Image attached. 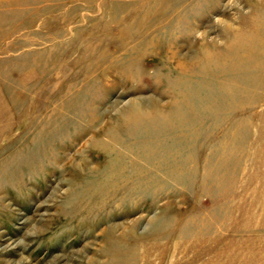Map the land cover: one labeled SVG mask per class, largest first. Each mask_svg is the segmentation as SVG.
Listing matches in <instances>:
<instances>
[{
  "label": "rangeland",
  "instance_id": "obj_1",
  "mask_svg": "<svg viewBox=\"0 0 264 264\" xmlns=\"http://www.w3.org/2000/svg\"><path fill=\"white\" fill-rule=\"evenodd\" d=\"M256 36L264 0H0V264H264Z\"/></svg>",
  "mask_w": 264,
  "mask_h": 264
},
{
  "label": "bare ground",
  "instance_id": "obj_2",
  "mask_svg": "<svg viewBox=\"0 0 264 264\" xmlns=\"http://www.w3.org/2000/svg\"><path fill=\"white\" fill-rule=\"evenodd\" d=\"M257 34H258V33H257ZM251 36H252V35H251ZM259 37H260V36H259ZM257 38H258V37L256 36V39H257ZM261 38H264V37L261 36L260 39H261ZM240 39H241V38H240ZM245 39H246V38H245ZM247 39H248V38H247ZM260 39H257V41L260 40ZM263 40H264V39H263ZM240 41H241V40H240ZM249 41H250V40H249ZM255 41H256V40H255ZM255 41H254V42H255ZM257 41H256V42H257ZM250 42H251V41H250ZM254 42H253V43H254ZM263 42H264V41H263ZM258 43L260 44V42H258ZM246 45H247V43H246ZM250 45H252V44H250ZM260 45H264V44L262 43V44H260ZM255 46H256V44H255L253 47H255ZM258 46H259V45H257V47H258ZM245 47H246V46H245ZM245 49H246V48H245ZM259 49H260V48H259ZM252 52H253V51H252ZM241 55H242V54H241ZM241 55H239V56H241ZM249 55H251V54H249ZM246 56L248 57V55H246ZM242 58H243V57H242ZM249 59H250V58H249ZM244 60H245V57H244ZM247 61H248V58H247ZM1 95H2V94H1ZM1 102H2V101H1ZM155 106H156V105H155ZM155 106H153V107H155ZM133 108H134V107H133ZM135 108H136V107H135ZM135 108H134V109H135ZM136 109H137V108H136ZM161 109H162V108H161ZM131 111H132V110H131ZM7 112H8V111H6L5 113H7ZM132 112H133V111H132ZM135 112H136V111H135ZM128 113H129V111H128ZM140 113H141V111H140ZM3 114H4V113H3ZM8 114H10V113H8ZM138 114H139V113H138ZM138 114H136V116H137ZM2 116H3V115H2ZM4 116H5V115H4ZM8 116H9V115H8ZM134 117H135V116H134ZM6 118H10V117L5 116V119H6ZM137 118H138V117H136V119H137ZM0 119H1V118H0ZM133 119H134V118H133ZM7 120H8V119H7ZM2 121H3V119H2ZM1 123H2V122H1ZM91 123H92V122H91ZM169 123H170V122H169ZM9 126H10V124H9ZM10 128H11V126H10ZM1 130H2V129H1ZM0 133H2V131H1ZM0 135H1V134H0ZM82 136H83V135H82ZM1 138H2V137H1ZM252 217H253V216H252ZM202 220H203V219H202ZM244 228H245V227H244ZM213 236H214V235H213ZM182 243H183V242H182Z\"/></svg>",
  "mask_w": 264,
  "mask_h": 264
}]
</instances>
